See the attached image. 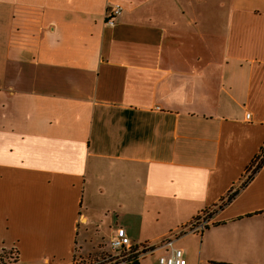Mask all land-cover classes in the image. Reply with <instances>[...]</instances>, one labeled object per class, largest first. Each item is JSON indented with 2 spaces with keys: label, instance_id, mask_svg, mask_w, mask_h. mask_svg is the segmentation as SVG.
<instances>
[{
  "label": "crops",
  "instance_id": "1",
  "mask_svg": "<svg viewBox=\"0 0 264 264\" xmlns=\"http://www.w3.org/2000/svg\"><path fill=\"white\" fill-rule=\"evenodd\" d=\"M263 149L264 0H0V250L18 264L118 228L169 239L150 264H264V164L245 181Z\"/></svg>",
  "mask_w": 264,
  "mask_h": 264
},
{
  "label": "built area",
  "instance_id": "2",
  "mask_svg": "<svg viewBox=\"0 0 264 264\" xmlns=\"http://www.w3.org/2000/svg\"><path fill=\"white\" fill-rule=\"evenodd\" d=\"M122 12L123 6L121 4H115L109 7L106 13V25H115L116 19L122 14ZM246 118L247 120H250L251 114L247 113ZM262 161H264V149L262 150V153L260 154V156H258L256 161H254V164L250 169L251 171L250 173H248L247 179L245 180L246 182L251 178L254 173L253 171L256 170V168ZM211 215L212 211L203 212L201 215L196 217L186 226L180 228L170 237L177 239L179 236L204 232V230L207 229L210 224ZM168 240L163 239L161 241H158L157 243H148L138 246L133 243L132 239L124 228H118L110 242L111 251L115 257L108 264H127V260L131 255H138L143 258L144 255L152 251L154 252L157 247L164 245L166 242H169ZM83 262L84 259L76 255L74 259L68 264H83ZM151 264H187V261L184 256V252L181 249H173V251L169 255L159 256L157 260Z\"/></svg>",
  "mask_w": 264,
  "mask_h": 264
},
{
  "label": "rangeland",
  "instance_id": "3",
  "mask_svg": "<svg viewBox=\"0 0 264 264\" xmlns=\"http://www.w3.org/2000/svg\"><path fill=\"white\" fill-rule=\"evenodd\" d=\"M156 252H150L141 260V264H150L153 259V256ZM80 258L84 259L83 264H108L110 261L114 259V255L112 254L110 242L102 241L99 247L86 254H78Z\"/></svg>",
  "mask_w": 264,
  "mask_h": 264
},
{
  "label": "trees",
  "instance_id": "4",
  "mask_svg": "<svg viewBox=\"0 0 264 264\" xmlns=\"http://www.w3.org/2000/svg\"><path fill=\"white\" fill-rule=\"evenodd\" d=\"M263 164L264 161H262L260 165L256 168L254 174L262 167ZM237 194L238 191L230 195L226 200V202H224L220 207L222 208L225 205L229 204L237 196ZM141 260L142 258L140 256L131 255L127 260V264H141ZM18 261H19V252L15 247L0 250V264H18Z\"/></svg>",
  "mask_w": 264,
  "mask_h": 264
}]
</instances>
